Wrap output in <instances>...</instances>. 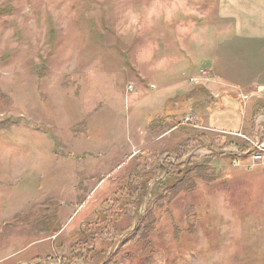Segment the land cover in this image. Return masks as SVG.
Here are the masks:
<instances>
[{
    "label": "rangeland",
    "instance_id": "1",
    "mask_svg": "<svg viewBox=\"0 0 264 264\" xmlns=\"http://www.w3.org/2000/svg\"><path fill=\"white\" fill-rule=\"evenodd\" d=\"M218 3L0 0V264H264V67L222 85Z\"/></svg>",
    "mask_w": 264,
    "mask_h": 264
},
{
    "label": "crops",
    "instance_id": "2",
    "mask_svg": "<svg viewBox=\"0 0 264 264\" xmlns=\"http://www.w3.org/2000/svg\"><path fill=\"white\" fill-rule=\"evenodd\" d=\"M219 5V11L220 13H223V15L228 19L229 27H228V33L225 38L220 39L217 38L215 40V45L213 50L209 54V58L213 60V62L217 65V73L218 77L225 78L226 81H223L222 85L228 86L230 82H233V86H239L242 90H250L254 86L255 81H250L253 77L259 76L260 73H257L260 67H264V0H218ZM225 40L224 45H226L228 48L233 49V55H244L245 60H249L251 62V65L245 64V73H238L240 70L237 68V66L233 67L230 62H228L227 59H224V57H220L221 49L220 46L222 45V41ZM216 44L219 46V48L216 49ZM225 47V46H224ZM188 52V50H187ZM189 53V52H188ZM190 56V54H189ZM187 58V57H186ZM190 60H193V57ZM151 62H154L155 56L152 54L149 58ZM222 63H221V62ZM226 61V62H225ZM228 63V65H227ZM151 64V63H150ZM214 64V63H213ZM189 64L187 65V69H189ZM186 69V70H187ZM192 69V75L193 77H197V74L194 72V66ZM263 75V74H262ZM217 74L215 77V81L221 84V79L218 78ZM243 78H248L247 80H242ZM241 79V80H240ZM224 80V79H223ZM212 81L209 80V84L207 85V89H211L212 87ZM154 90L152 93H150L151 98H157V106L154 107L153 110H151L150 115L148 116V120H151L149 122H152L153 120H156L151 126L156 125H165L166 123L172 122L173 120L177 119L178 111H176L177 105L174 110H169L164 113H161V110L163 107H166L169 103L173 102L175 99H173L172 95H164L160 90H157V88L154 86L152 89ZM213 90V91H212ZM182 93V92H181ZM211 93L213 95V100L216 102L218 99L219 101L216 102L215 109L220 108L221 104L226 101L224 96L225 93L218 89H215L214 87L211 89ZM178 94V93H177ZM175 94V95H177ZM188 95V93L186 94ZM184 96V94H183ZM178 98V96H175ZM188 104V101L186 102ZM187 106V105H186ZM204 103L201 105V108H204ZM228 108V107H227ZM224 107V109H227ZM214 109V107H213ZM222 109V108H221ZM188 110L182 111V115H186ZM190 111V110H189ZM227 113L228 111H222L218 109L216 113L213 114V117L210 122L217 125V128L219 130H223L224 125H229V120H223V114ZM230 115V113H228ZM181 115V116H182ZM226 115V114H225ZM182 120V118H181ZM233 124V123H232ZM242 121L240 118V122H238V126L235 131L240 130L242 128ZM219 126V127H218ZM236 126V125H235ZM226 130V129H225ZM228 130V129H227ZM148 132L145 131V140L150 138L151 136L148 134ZM166 135V134H165Z\"/></svg>",
    "mask_w": 264,
    "mask_h": 264
},
{
    "label": "built area",
    "instance_id": "3",
    "mask_svg": "<svg viewBox=\"0 0 264 264\" xmlns=\"http://www.w3.org/2000/svg\"><path fill=\"white\" fill-rule=\"evenodd\" d=\"M192 119H193V117L187 118V122H191ZM263 154H264V150H262L260 147H258L257 150L254 151V154L253 153L251 154V155H253V157H252L253 161L255 163L261 161L263 158ZM238 157H240V156H238Z\"/></svg>",
    "mask_w": 264,
    "mask_h": 264
},
{
    "label": "trees",
    "instance_id": "4",
    "mask_svg": "<svg viewBox=\"0 0 264 264\" xmlns=\"http://www.w3.org/2000/svg\"><path fill=\"white\" fill-rule=\"evenodd\" d=\"M156 164H157V163H156ZM156 168H158V166H157Z\"/></svg>",
    "mask_w": 264,
    "mask_h": 264
}]
</instances>
